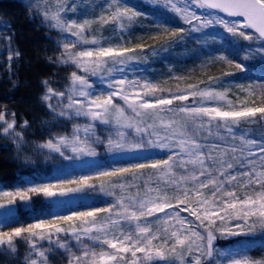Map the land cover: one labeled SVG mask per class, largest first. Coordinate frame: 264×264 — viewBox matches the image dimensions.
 <instances>
[{
  "label": "snow or ice",
  "instance_id": "1",
  "mask_svg": "<svg viewBox=\"0 0 264 264\" xmlns=\"http://www.w3.org/2000/svg\"><path fill=\"white\" fill-rule=\"evenodd\" d=\"M21 2L58 32L49 61L74 66L62 89L42 80L39 98L51 122L72 126L22 157L51 161L55 175L0 187V252L15 255L23 241L24 264L58 251L66 264H264L251 255L264 249V67L252 75L253 62L264 65V0H142L152 12L126 0ZM2 38L11 61L12 37ZM190 41L202 70H229L192 83L170 68L164 84L175 89L147 74L150 60ZM241 124L258 127L238 135ZM28 127L0 111L17 159Z\"/></svg>",
  "mask_w": 264,
  "mask_h": 264
},
{
  "label": "trees",
  "instance_id": "2",
  "mask_svg": "<svg viewBox=\"0 0 264 264\" xmlns=\"http://www.w3.org/2000/svg\"><path fill=\"white\" fill-rule=\"evenodd\" d=\"M21 0H0V35H10L11 43L16 47L13 58L9 61V49H5L6 56L0 55V109H10L16 113V117L24 120L35 119L42 114V107L37 102L38 82L44 79L56 80L66 69L62 65H56L49 61V57L58 54L59 49H53L56 45L54 33L47 30V25L42 17L35 11L30 15L29 10L22 7ZM137 7V6H136ZM138 8V7H137ZM145 12H152L148 7L141 9ZM98 11V10H97ZM162 17H168L166 13H157ZM10 17V28L4 29L3 17ZM2 22V23H1ZM141 29L136 26L132 39L139 35ZM51 35V36H50ZM4 40V39H3ZM151 43V41H149ZM8 42L4 40L3 46ZM243 44V42H241ZM195 41H190L187 48L176 47L174 50L164 53L161 57L153 58L147 65L148 75L165 86L166 72L170 68L178 75L193 76L189 82L196 83L200 79H205L208 75L220 74L222 70H229L226 66L216 64L208 69L200 68L203 57H196L191 49L195 47ZM57 46V45H56ZM20 53L19 57L15 52ZM181 51H183L181 53ZM238 54L236 59L239 60ZM253 67L257 69L252 75H260L259 69L264 67L259 61L253 62ZM239 76V74H237ZM15 82V83H14ZM237 82L246 83L238 80ZM168 83H179L169 80ZM168 83L166 85H168ZM182 85V84H181ZM235 92V88L232 89ZM234 97V96H233ZM235 100V97L234 99ZM32 173L24 176L27 177ZM55 173H50L46 177H51ZM39 176V175H37ZM20 176L17 173L16 163L8 158L6 150L0 145V187L5 190H13ZM91 202V201H87ZM36 203V202H35ZM97 206H103L98 204ZM34 209L39 210L34 204ZM19 215L24 218L28 213L23 209L19 210Z\"/></svg>",
  "mask_w": 264,
  "mask_h": 264
},
{
  "label": "rangeland",
  "instance_id": "3",
  "mask_svg": "<svg viewBox=\"0 0 264 264\" xmlns=\"http://www.w3.org/2000/svg\"><path fill=\"white\" fill-rule=\"evenodd\" d=\"M100 3H103V0H100ZM126 3L134 4L139 9H144V7H145L142 3V0H126ZM22 7H25L24 4H22ZM25 9H27V8L25 7ZM149 9H151V8H149ZM151 10H153V9H151ZM0 13H1V11H0ZM166 14H167V16L172 15L171 13H166ZM0 17H1V15H0ZM3 18L4 19L2 21L4 23H11L10 17L8 18L7 16L6 17L4 16ZM176 22L178 24L180 23L178 18H176ZM180 26H184V25L180 24ZM47 30H49L51 32V35H52V32L54 33V36H52V37H55V40H56L55 43L57 45L58 32L55 29H50L48 26H47ZM220 31H222V29H220ZM104 35L109 36L110 33L108 31H105ZM2 36H3V34L0 35V55L5 54V56H6L7 54H6L5 49H9V44L7 43L3 46L4 40H3ZM241 42H243V44L248 43L245 41H241ZM13 44H16V43L15 42L11 43V51L12 52H14V50L16 49V47L12 48ZM56 45L53 46V49H58V47ZM182 52L183 51H181V53ZM202 60H203V58H202ZM64 67L66 70L61 73L60 77H58L56 80H52V78L48 79L54 88L62 89L65 86V84L68 82L69 73L71 71L75 70L74 66H64ZM168 73H169V71H167L165 74H168ZM218 75L219 74H216L215 76H218ZM92 79L94 80L95 78H92ZM203 80H207V78H205V79L203 78ZM41 81L42 80H40L38 82L39 85H38V92L36 95V99L38 100L37 102L42 107V114L38 115V117L35 119L33 118V119L28 120L30 122V127H28L26 129L24 135H25V137L29 143L24 146V148L21 152V158L20 159H17L16 148H15V145L12 143L11 139H5L2 135H0V145L6 150L8 158L13 160L16 163V169H17V173L19 176H26L30 173L33 174L34 172L36 175H39V176H46V175H49L50 173H54L53 165H52L51 161L45 162L43 160V157H34V159L36 160V164L33 167V166H26L23 162L22 157L25 154H28V155L32 154V152H31L32 142H37V143L42 142L52 133L68 131L71 129V126H72L70 122H65V121L51 122V116L48 114V109L41 103V101L39 99L40 96L43 94V91H44V88L42 86ZM176 84L177 83H174V84L168 83V85H165V87L171 86L173 89H175ZM181 87H183V84L181 85ZM229 99H234V97L232 95H230ZM4 110H5L4 108L0 109V111H4ZM12 112H14L13 108L7 109V114H8L9 119L11 118ZM16 120H17V130H19V126L23 122L24 119L21 117H16ZM45 120L50 121V123L49 124H43L42 121H45ZM80 122L83 123L84 121L81 120ZM257 127H258L257 125L241 124L240 127L238 129H236V131H237V134L239 135V134H242L244 130L255 129ZM98 134L101 136L107 135V133L105 131H103V126H100L98 128ZM98 151L103 153V146H99ZM164 158H166V157H164ZM85 159H88V158H85ZM35 204L38 206V209H41L42 207H44L39 200H37ZM182 215L187 216L188 214L182 213ZM189 219H192V218L189 217ZM239 239H242V237L233 238V240L231 242L235 243ZM256 239L259 240V239H262V237L257 235ZM217 243L219 246L225 247L230 242L220 240ZM17 247H18V253L15 255L11 254V253H7V252H0V264H24V257L27 253V245L23 241H21L17 245ZM251 255L259 259V258H261L262 255H264V249H261L259 247V245H257L254 247L253 251L251 252ZM49 264H66V258L62 257L61 253L58 251V252H56L50 256Z\"/></svg>",
  "mask_w": 264,
  "mask_h": 264
}]
</instances>
